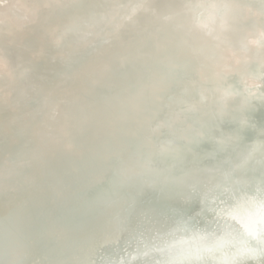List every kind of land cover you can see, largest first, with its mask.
<instances>
[{"label": "bare ground", "instance_id": "bare-ground-1", "mask_svg": "<svg viewBox=\"0 0 264 264\" xmlns=\"http://www.w3.org/2000/svg\"><path fill=\"white\" fill-rule=\"evenodd\" d=\"M13 2L30 17L15 32L4 27L11 18L2 19ZM99 5L97 0L82 6L77 0H2L0 59L6 61L7 71L0 75V152L5 149L15 158L18 146L31 147L38 133H21L44 116L55 89H71L66 102L72 91L81 93L75 82L61 77L75 53L63 62L60 51L85 38ZM87 8L89 13L82 16ZM245 12L252 20L261 17L257 10ZM57 16H63L60 23ZM187 25L169 31L173 39L181 36L171 48L169 43H154L148 49L146 66L135 81L123 71L125 77L99 86L103 96L82 112L81 133L75 124V130L66 131L60 113V119L49 121L42 131L47 136L49 130L51 138L39 154L20 168L15 166L18 161H10L0 169L17 168L10 185L4 179L0 184V264H188L182 255L189 248L187 241L206 244L223 232L214 202H228L233 185L239 191L264 186V78L259 75L264 43H258L262 31L256 23L245 22L242 14L211 33ZM37 50H43L40 60L29 59ZM236 76L243 77V89L233 81ZM174 81L177 86H171ZM232 94L237 96L236 113L230 109ZM94 97L91 92L81 100L86 104ZM169 100L175 106H166ZM184 105L190 110L182 116L178 112ZM170 118H209L218 125L223 120L228 127L246 122L253 131L241 137L236 150L223 152L220 163L202 146L195 147L198 154L206 153L200 159L181 157L180 163H169L154 134L169 128ZM133 129L137 140L123 142L122 134ZM219 130L222 136L234 135L226 126ZM199 181L208 185L205 198L194 195ZM244 264H264V258Z\"/></svg>", "mask_w": 264, "mask_h": 264}, {"label": "water", "instance_id": "water-1", "mask_svg": "<svg viewBox=\"0 0 264 264\" xmlns=\"http://www.w3.org/2000/svg\"><path fill=\"white\" fill-rule=\"evenodd\" d=\"M77 1L82 6L89 0ZM97 1L101 8L95 9L94 7V15L90 20L89 27H86L85 38L80 39L74 48H68L67 52L60 51L63 62L70 59L69 54L75 53L74 62L64 67L61 77L65 79L64 81L69 80V83L73 84L75 82L74 88L78 86L77 88H82L83 90L80 94H73L72 91V96L67 102L71 89L63 87V89H55L51 92L54 99L49 104H45L46 106L43 109L44 116L34 121L27 131L21 133L27 135L26 132L31 129L29 135L38 133V137L31 143V147L24 144L18 146L20 149L16 148L15 158L7 155L5 149L1 151L0 166L3 165L0 169H4L3 167L7 166L10 161L12 162L11 165L18 161L15 166L20 168L25 161H30L33 158V154H39L41 149L48 145V138H51L49 137V130L47 131V136L42 131L47 130L49 121H54L57 118L59 120L60 113L63 114L62 117L64 118L61 126L68 129L66 131L74 128L79 131L84 125V120L81 117L82 112L94 108L96 100L103 96L101 94L103 89L99 86L102 84L104 87H108L112 79L122 78L125 75L128 80H130V77H134L133 80L135 81L139 73L145 68V62L149 56L148 49L153 48L152 45L154 43H157L158 46L169 43L168 45L171 48L178 40L177 38L181 37L177 36L174 39L171 37L169 31L172 30V27L175 28L180 26L181 23L187 22V26L190 28H195L202 33H211L218 27H227L232 17L242 14L245 22L256 23L257 31H262L258 43H264V0ZM1 3L2 0H0ZM15 3L13 2L10 8L2 12L5 14L2 19H13L12 22L8 20L4 24L5 28L7 25L9 26H7V30L11 32L20 30L21 26L26 25L27 20L30 18L26 16V9L21 5L17 6ZM143 5L145 8L142 10ZM246 9L257 10L261 14L259 21L248 18L245 12ZM10 11H13L17 18ZM89 11L90 8H87L81 15L86 16ZM14 18H16L17 22ZM57 18L59 19L58 23H60L63 16H57ZM2 19H0V22L3 21ZM23 22L25 23L23 24ZM169 38H171V41ZM52 41L54 39L50 40V43ZM166 51L164 50V53ZM42 53L43 50H37L31 54L29 59L38 61L42 57ZM6 71V61L0 59V75L6 74ZM123 71H126V74ZM259 75L264 78V69ZM233 81H236L241 88L243 87L241 84V81H243L242 76H236ZM177 82L174 81L171 86H177ZM7 85L9 84L7 83ZM52 89L53 87H51ZM91 92H95L93 101H89L86 104V101H84L83 103L81 99H84L86 95L88 98ZM247 93L249 95L253 94L252 92ZM2 95L4 100L7 101L5 92ZM257 96L262 95L258 94ZM236 99V94H232L229 99L232 103L230 107L232 113H236L234 109ZM200 104L202 103L200 102ZM165 105L169 107L175 106L174 102L170 100L165 101ZM184 106L185 108L181 107L178 112L182 116L190 110L188 105ZM198 107L195 106L193 110L198 109ZM179 119H171L172 124H170L169 128H164L154 134L155 140L164 147L169 163H180L181 161L177 159L181 157L200 159L201 155L206 154L207 151L213 154L217 162L220 163L223 152L236 150L241 143V137L247 138L253 131L252 123L247 124L246 122H238L236 127H228V122L223 120V123L218 125L209 118H205L206 120ZM214 123H216V126ZM72 124H75L76 127L73 126L74 128H71ZM225 126L232 130L233 136L225 137L220 134L219 127L224 128ZM0 134L1 137L4 136V128H2ZM122 135L121 140L123 142L125 140H130L131 142L137 140L138 137L134 129ZM1 142L2 140H0V144H2ZM5 144L6 142L3 143V146ZM196 146H202L203 151H206V153H199V155L198 151L195 150ZM1 149L2 147H0ZM205 161L206 163L210 162L209 157L206 156ZM16 169L2 171L0 173V184L4 179L3 181L9 182L10 185V181L14 180L10 176L17 174ZM171 169L172 171L175 170L174 168ZM175 171L177 172L178 170ZM210 183H212V180H210ZM196 185L199 186L194 188V195L198 198H205L208 185L203 181H199ZM231 190L233 197L228 202L218 197L214 202L213 212L216 213L217 222L222 227L223 232L216 234L206 244L201 241L196 242L197 239L187 241L185 246L189 243V248L185 250L184 246L182 250H185V255H182L186 257L185 260L188 264H244L264 258V186L250 185L248 188L239 191L233 185ZM214 230L219 232L221 228L216 226ZM249 231L253 233L254 238L248 237ZM30 241L27 243L29 244ZM248 248H252L254 251L249 253L246 251ZM176 249L180 253L178 246ZM225 249L228 250V253L225 252L224 255Z\"/></svg>", "mask_w": 264, "mask_h": 264}, {"label": "snow or ice", "instance_id": "snow-or-ice-1", "mask_svg": "<svg viewBox=\"0 0 264 264\" xmlns=\"http://www.w3.org/2000/svg\"><path fill=\"white\" fill-rule=\"evenodd\" d=\"M248 237H250V238H254V237H253V233H252L251 231L248 232ZM246 251L250 253V252L254 251V249H252V248H248Z\"/></svg>", "mask_w": 264, "mask_h": 264}]
</instances>
